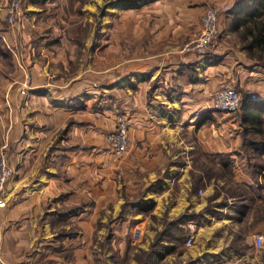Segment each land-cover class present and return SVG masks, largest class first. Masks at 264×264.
I'll return each instance as SVG.
<instances>
[{
    "label": "crops",
    "instance_id": "1",
    "mask_svg": "<svg viewBox=\"0 0 264 264\" xmlns=\"http://www.w3.org/2000/svg\"><path fill=\"white\" fill-rule=\"evenodd\" d=\"M10 1L0 0V148L12 171L0 264H138L139 253L150 264H264V167L246 153L264 154L212 99L233 89L264 103V65L233 44L251 42L238 0H21L8 26ZM214 2L232 7L216 43L205 56L183 51ZM118 115L129 123L121 160L106 143Z\"/></svg>",
    "mask_w": 264,
    "mask_h": 264
},
{
    "label": "built area",
    "instance_id": "2",
    "mask_svg": "<svg viewBox=\"0 0 264 264\" xmlns=\"http://www.w3.org/2000/svg\"><path fill=\"white\" fill-rule=\"evenodd\" d=\"M21 13V5L18 1H13L5 12V21L8 25L14 26ZM201 32L199 37L191 41L187 48L188 51L199 56H205L209 47L218 35V16L217 11L209 9L201 19ZM215 109L226 115H235L241 107V95L233 89L217 91L212 96ZM108 143L111 146V153L118 158L128 154L130 149L129 123L127 119L120 115L116 119V130L108 135ZM12 177V171L8 165L7 154L4 150L0 152V210L5 208V191ZM196 227L193 224L188 226V240L186 246L190 247L194 242ZM263 246L262 238L256 239V247L261 249Z\"/></svg>",
    "mask_w": 264,
    "mask_h": 264
},
{
    "label": "trees",
    "instance_id": "3",
    "mask_svg": "<svg viewBox=\"0 0 264 264\" xmlns=\"http://www.w3.org/2000/svg\"><path fill=\"white\" fill-rule=\"evenodd\" d=\"M235 22L242 26L243 35L251 38L249 49L258 52V58L264 61V0H238ZM237 114L244 131L263 135L264 103L243 97ZM253 144L256 152L264 154V141Z\"/></svg>",
    "mask_w": 264,
    "mask_h": 264
},
{
    "label": "rangeland",
    "instance_id": "4",
    "mask_svg": "<svg viewBox=\"0 0 264 264\" xmlns=\"http://www.w3.org/2000/svg\"><path fill=\"white\" fill-rule=\"evenodd\" d=\"M13 1H18L19 3H20V5H21V11H22V2H21V0H11L10 1V3H12ZM10 3H9V5H10ZM8 5V6H9ZM8 8V7H7ZM7 8H6V10H7ZM209 9H214L215 11H217V16H218V35H217V37L214 39V41H213V43L211 44V46L209 47V50H208V52L211 50V48L214 46V44L216 43V41H217V39H218V37H219V35H220V17L222 16V15H224V16H227V15H229V13L231 12V10H232V7L229 5V3H212V4H210L208 7H207V9L205 10V12H204V14H203V16L205 15V13H206V11L207 10H209ZM102 15L104 14L103 12L101 13ZM203 16L201 17V19L203 18ZM201 19H200V21H199V31H198V33L196 34V36H194L193 38H191V39H189L186 43H184V45H183V51H185V52H189L188 51V48H187V46H188V44L191 42V41H194V40H196L198 37H199V34H200V32H201V24H200V22H201ZM8 25V24H7ZM8 26H10V25H8ZM244 37H245V35H243ZM236 37V38H235ZM235 37H234V43L233 44H235L234 46H237V47H239V49H241L242 51H244L249 57H251L252 55L250 54L249 55V53H248V49H249V46H248V44L247 43H245V42H242V40L240 39V35H239V37L237 38V36L235 35ZM246 38V37H245ZM247 49V50H246ZM255 56L253 57V58H255V60L257 61H259L260 63H261V65L263 66L264 65V61H263V59H259L258 58V55L259 56H261L258 52H256L255 51V54H254ZM240 95H241V97L243 98V97H245L243 94H241L240 93ZM253 98V97H252ZM242 100V99H241ZM237 114V113H236ZM117 117H119V115L117 116ZM264 129V128H263ZM115 130H116V127H115ZM249 134V133H248ZM250 135V138H248V140L247 141H249V142H254V143H260V142H263L264 141V133H263V135H258V134H254V133H250L249 134ZM108 135L106 136V143H107V147H108V149H109V151L111 152V146L109 145V143H108ZM2 150H4L5 152H6V154H7V158H8V165H9V153H8V148L5 146L3 149H1L0 148V152L2 151ZM113 155V154H112ZM116 159H118V160H121V159H123L124 157H121V158H118V157H116V156H114ZM246 158L251 162V164L253 165V166H251V167H264V161H262V162H260L261 161V159L259 158V157H255L253 154H251L249 151H247V153H246ZM10 167V166H9ZM155 241H156V239H155ZM155 243V242H154ZM106 248V246H104V249ZM149 254L148 255H145V254H137L136 255V260L139 262L138 264H148V259H149ZM100 264H104V263H100ZM116 264H128V262H124V261H121L119 258H116ZM149 264H150V262H149Z\"/></svg>",
    "mask_w": 264,
    "mask_h": 264
}]
</instances>
